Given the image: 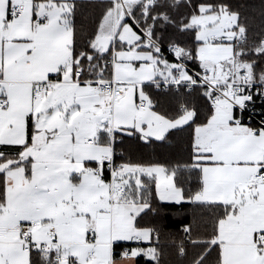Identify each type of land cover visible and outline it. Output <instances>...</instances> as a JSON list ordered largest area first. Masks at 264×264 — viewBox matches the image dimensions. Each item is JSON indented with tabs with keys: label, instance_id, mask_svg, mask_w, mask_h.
Segmentation results:
<instances>
[{
	"label": "snow or ice",
	"instance_id": "snow-or-ice-1",
	"mask_svg": "<svg viewBox=\"0 0 264 264\" xmlns=\"http://www.w3.org/2000/svg\"><path fill=\"white\" fill-rule=\"evenodd\" d=\"M264 264V0H0V264Z\"/></svg>",
	"mask_w": 264,
	"mask_h": 264
},
{
	"label": "trees",
	"instance_id": "trees-1",
	"mask_svg": "<svg viewBox=\"0 0 264 264\" xmlns=\"http://www.w3.org/2000/svg\"><path fill=\"white\" fill-rule=\"evenodd\" d=\"M181 220H183L184 223H191L193 221V216L188 215L186 220L183 217H175L169 218L168 220L163 222H158L162 224V231L166 233V235L162 237V243L166 246L165 252L168 264H174L175 262V249L173 247V241L179 243L180 239L183 238L182 234L179 232V229L181 227Z\"/></svg>",
	"mask_w": 264,
	"mask_h": 264
},
{
	"label": "rangeland",
	"instance_id": "rangeland-1",
	"mask_svg": "<svg viewBox=\"0 0 264 264\" xmlns=\"http://www.w3.org/2000/svg\"><path fill=\"white\" fill-rule=\"evenodd\" d=\"M173 238V237H172ZM174 239V238H173Z\"/></svg>",
	"mask_w": 264,
	"mask_h": 264
}]
</instances>
